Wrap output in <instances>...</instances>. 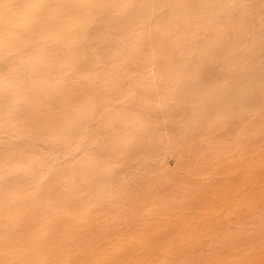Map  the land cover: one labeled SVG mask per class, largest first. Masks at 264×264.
Here are the masks:
<instances>
[{"label":"bare ground","instance_id":"bare-ground-1","mask_svg":"<svg viewBox=\"0 0 264 264\" xmlns=\"http://www.w3.org/2000/svg\"><path fill=\"white\" fill-rule=\"evenodd\" d=\"M0 264H264V0H0Z\"/></svg>","mask_w":264,"mask_h":264}]
</instances>
